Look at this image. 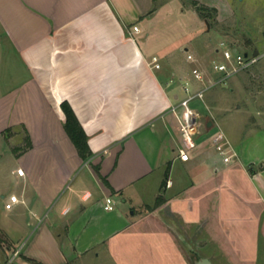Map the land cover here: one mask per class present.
Instances as JSON below:
<instances>
[{"label":"crops","instance_id":"crops-1","mask_svg":"<svg viewBox=\"0 0 264 264\" xmlns=\"http://www.w3.org/2000/svg\"><path fill=\"white\" fill-rule=\"evenodd\" d=\"M192 1L219 15L232 2ZM182 2L0 0V145L13 158L0 164V264H264V152L247 151L215 117L200 124L190 159L178 156L170 108L186 79L199 86V61L188 41L170 47L156 34L170 10L202 22L198 4ZM205 95L200 115L222 110ZM62 101L86 133L87 158L65 130ZM219 129L236 153L229 161L211 142ZM254 129L260 146L264 126ZM11 194L19 201L8 206Z\"/></svg>","mask_w":264,"mask_h":264},{"label":"rangeland","instance_id":"rangeland-1","mask_svg":"<svg viewBox=\"0 0 264 264\" xmlns=\"http://www.w3.org/2000/svg\"><path fill=\"white\" fill-rule=\"evenodd\" d=\"M183 2L186 7L198 4L192 0H183ZM161 15L158 16L159 19L157 18L159 31L156 34V41L170 47L188 41L186 45L196 52L198 66L205 74L213 69L214 61L224 60L222 52L215 50L220 41H225L233 50L258 54V61L249 68L243 69L245 71L241 70L232 79L218 81L206 90L205 100L211 97L222 110L212 109L213 113L209 111L206 114L202 113L200 124L205 129L207 121L219 119L223 130L233 134L240 132V142L246 140L247 151L250 150L253 155L263 153L264 143L254 146L256 138L253 132L256 125L264 126V0H232L230 7L222 10L220 15L209 8L204 15H201L203 20L200 24L197 19L180 16L172 10L167 17H160ZM212 72L213 74L210 75L212 78L207 77L206 83L216 81L220 75L214 69ZM259 72H262L261 75L258 74ZM195 103H199L198 110L204 112L205 108L201 101L196 100ZM224 108L226 109L223 110ZM258 129L261 130L259 127ZM263 133V131L257 132L258 137H263ZM23 136V132H19V137ZM3 142L0 149L4 156L0 164L4 168L13 158L11 147ZM20 244L15 246L18 247ZM97 262L96 264H110L104 256H101Z\"/></svg>","mask_w":264,"mask_h":264},{"label":"built area","instance_id":"built-area-1","mask_svg":"<svg viewBox=\"0 0 264 264\" xmlns=\"http://www.w3.org/2000/svg\"><path fill=\"white\" fill-rule=\"evenodd\" d=\"M139 27L134 25L132 27V32H138ZM217 51L222 52L224 60L214 61L213 69L215 71L221 72L223 78L217 79L216 81H211L206 83V77L203 71L200 69L192 70V77L196 80L199 86L193 89L191 81L186 79L183 82V91L185 96L180 99V101L171 106L170 111L173 112L177 118L178 130L181 137V145L179 146V158L183 161H188L190 159V151L196 145L195 136L199 132L200 126V112L192 105L195 100H202L206 93V90L214 85L216 82L223 80L224 78L237 73L243 69H247L258 61V54H248L247 52L235 51L230 48L225 41H220L217 47ZM188 60H193L192 54H187ZM150 64L155 68H160L161 64L157 56H152ZM212 145L215 150L220 154H223L225 161H229L230 158L236 153L233 151L231 142L222 130L216 131L211 138ZM17 174L24 175V170L22 168L17 169ZM18 196L16 194L9 195L8 206L18 202ZM113 199L107 196L105 199L104 208L107 210L113 209ZM19 253V249H16L13 253L16 256Z\"/></svg>","mask_w":264,"mask_h":264},{"label":"trees","instance_id":"trees-1","mask_svg":"<svg viewBox=\"0 0 264 264\" xmlns=\"http://www.w3.org/2000/svg\"><path fill=\"white\" fill-rule=\"evenodd\" d=\"M197 8H198V11L201 13V15H204V12L206 11V9H208L204 5H200ZM205 17H206V15H205ZM61 108H62L64 115H65L64 127H65L66 132L68 133L69 137L71 138V140L73 141V143L77 147L80 155L83 158H87V156L90 154V151H89V147L87 144V136H86L84 129L80 125V123H79L73 109L71 108L69 102L62 101ZM5 133L8 136L10 134V131L7 130ZM26 140H27V146L30 145V140H29L28 136H26ZM15 150H16V148H15ZM258 168L264 169V164L259 165ZM250 170H251V172L255 171L254 168H251ZM158 201L160 202V199ZM2 242H3V235L0 231V245L2 244Z\"/></svg>","mask_w":264,"mask_h":264},{"label":"water","instance_id":"water-1","mask_svg":"<svg viewBox=\"0 0 264 264\" xmlns=\"http://www.w3.org/2000/svg\"><path fill=\"white\" fill-rule=\"evenodd\" d=\"M206 24H207V27L209 28L207 21H206ZM208 125H211V122H209ZM194 264H212V262L206 257H200L194 261Z\"/></svg>","mask_w":264,"mask_h":264}]
</instances>
